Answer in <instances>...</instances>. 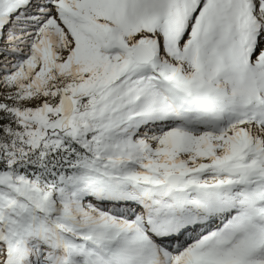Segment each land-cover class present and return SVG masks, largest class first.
Segmentation results:
<instances>
[{"label":"snow or ice","instance_id":"obj_1","mask_svg":"<svg viewBox=\"0 0 264 264\" xmlns=\"http://www.w3.org/2000/svg\"><path fill=\"white\" fill-rule=\"evenodd\" d=\"M0 264H264V0H0Z\"/></svg>","mask_w":264,"mask_h":264}]
</instances>
